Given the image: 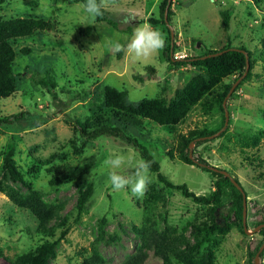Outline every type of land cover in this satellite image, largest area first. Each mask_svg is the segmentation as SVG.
<instances>
[{"label":"rangeland","instance_id":"1","mask_svg":"<svg viewBox=\"0 0 264 264\" xmlns=\"http://www.w3.org/2000/svg\"><path fill=\"white\" fill-rule=\"evenodd\" d=\"M161 1L108 0L103 20L91 18L81 2H0V18L38 17L53 26L10 41L15 51L12 69L15 91L0 100V116L21 112L24 117L12 124H0V178L20 192H27L26 185L12 181L1 171L4 152L10 148L14 149V159L21 170L37 163L39 158H52L56 166L92 162L87 173L69 183L49 184L48 164L35 176L25 177L41 191L46 203L55 206L57 216L50 225L66 219L63 226L67 228L66 234L47 264H80L91 253L98 232L97 221L102 216L106 218L104 237L96 244L101 264H124L139 244L133 225L141 226L147 214L159 230L166 219L177 233L191 244L195 242L192 222L205 217L207 206L165 187L151 169L150 184L160 190L165 198L163 203L157 201L145 207V195L137 198L130 188L116 191L111 187L110 170L104 165L109 156L142 157L133 144L111 135L110 127H119L136 138L158 161L163 175L175 184L185 183L197 195H207L213 190L215 175L199 164L180 161L177 135L194 128L214 132L208 138H200L199 144L190 143L191 157L199 154L208 166L226 170L238 179L246 192V226L249 230L259 227L251 234L232 227L223 238L215 236L219 242L214 246L213 264H249L250 260L264 264V245L261 256L260 252L252 258L249 254L264 242V235L259 233L264 223L257 225L264 216V70L259 60L264 38V0H171L170 41L168 26L160 21ZM227 8L232 13L229 29L225 31L219 12ZM126 17L129 23L123 22ZM149 17L158 21L151 25L163 33L165 45L174 44L173 60L175 54L183 59L227 43L242 45L252 52L255 65L250 78L243 80L244 74L236 81L239 77L232 74L222 80L235 84L224 98L226 124L225 114L217 105L205 112L197 104L171 127L149 118L119 113L104 104L105 86L124 91L128 105H136L143 98L169 102L193 75L203 72L190 64L169 62L162 49L147 58H136L124 51L119 57L118 52L110 51V43L126 45L134 28L148 23ZM254 136L259 137L255 144L251 142ZM88 183H92L93 192L78 213L76 199ZM36 225L29 210L19 208L0 192V264H14L19 255L41 242ZM60 230L61 227L57 228L54 238ZM212 245H216L213 237L202 242L199 251ZM142 264H160V259L152 249L146 250Z\"/></svg>","mask_w":264,"mask_h":264},{"label":"trees","instance_id":"2","mask_svg":"<svg viewBox=\"0 0 264 264\" xmlns=\"http://www.w3.org/2000/svg\"><path fill=\"white\" fill-rule=\"evenodd\" d=\"M4 0H0L2 2ZM56 2H81L86 3V0H53ZM260 2L261 0H253ZM171 0H162L158 6L160 21L163 24H168L164 20V10L166 6L167 19L171 22V15L173 14ZM223 30L229 29V22L232 13L231 8L220 10ZM97 20H103V17H96ZM140 22H144L140 20ZM150 24L158 23L154 18H147ZM53 27L49 21L38 17H11L8 19L0 18V100L11 96L15 91L14 75H13V61L15 58V51L12 47L11 40L17 37H23L32 34L36 30L49 29ZM169 29V28H168ZM171 35L169 31L168 40ZM172 40V39H171ZM248 54V69L246 70V56ZM27 49H22V52H27ZM174 51V44L167 43L162 52L166 54L169 62L176 65L190 64L195 66L199 72L192 76L186 82L181 90H178L175 97L167 102L164 99H148L143 98L136 105H128L125 101L126 93L111 86L104 88V104L119 113L140 116L149 118L152 121L161 124L169 125L171 127L178 124L185 118L187 113L197 104L201 105L205 112L211 111L216 105L224 112L222 102L228 94L231 84L222 82L223 78L236 74V77L245 73L246 80L253 74L252 69L255 65V60L252 58V52L244 46H231L230 43L218 49L207 50L203 54L196 56H188L183 59L173 60L171 52ZM213 53H218L210 55ZM123 51L118 52L121 57ZM203 56H205L203 58ZM259 60L264 70V38L261 41L259 50ZM151 69V67H150ZM237 79V78H236ZM235 79V80H236ZM242 80V81H243ZM44 82L43 84H47ZM24 117L21 112L10 114L7 116H0V124H12L20 121ZM225 118L223 117V120ZM87 121L84 123L86 125ZM111 135L121 137L127 142H130L140 151L143 160L150 162V169L155 172L159 182L165 187L176 189L185 197L191 198L195 203L207 206L203 213L205 216L199 221L197 218L192 222L193 236L195 242L190 243L181 233H177V229L168 224L164 220L163 229L159 230L152 217L147 214L141 226L133 225V230L139 238V244L134 253L127 257L124 264H142L146 258V250H153L155 256L160 259V264H213L215 258L214 246L218 245L219 239L224 237L232 227H236L239 231L244 233L242 216H243V196L242 192L233 184L230 179V174L225 175L218 171L212 170L208 163L199 154L193 158L190 153V143H201L200 138H208L214 132L206 128L191 129L187 133H179L178 137V158L180 161L187 164H199L203 170L211 172L215 175V180L212 183L213 190L209 194L197 195L190 191L185 183L175 184L171 182L165 175L160 172V164L149 153L146 146L140 143L136 138L130 137L122 132L119 127H110L108 130ZM259 137L254 136L251 140L253 144L257 143ZM195 148H192V153ZM169 157H173L171 152H168ZM50 165L48 172L51 173L49 184L60 185L72 182L82 174H85L92 167V162L81 165H70L67 163L55 165L52 158L38 159L37 163H31L26 166V170H21L16 160L14 159V149L10 148L3 155V163L1 166L2 173L8 174L12 181H20L27 187V192L22 193L12 185L4 183L0 178V192L5 194L13 204L19 208L29 210L37 221L36 233L40 235L41 242L33 249L26 251L19 255L14 264H47L48 259L53 256L54 249L57 243L64 238L66 234L65 221L63 218L59 223L50 225V222L57 216L55 206L46 203L43 200L42 193L35 189L32 183L26 180V176H35L40 168L45 165ZM235 181L240 182L237 178ZM242 186V185H241ZM93 192L92 183H88L86 187L79 192L75 208L78 213L83 209L86 202ZM246 195V192L244 190ZM224 197L226 200H224ZM157 201L165 202V198L153 184H150L145 194L143 204H156ZM264 223V216L257 224ZM106 218L100 217L97 221L98 232L92 244L90 255L84 257L80 264H101V257L96 249V244L104 237V226ZM61 227L56 238V230ZM63 227V228H62ZM259 233L264 235V227L259 230ZM213 237L214 243L205 251H199V246L204 241H209ZM260 246H257L254 251H251L250 257L254 256ZM263 252V251H262ZM260 252V256L262 255ZM249 264H256L250 260Z\"/></svg>","mask_w":264,"mask_h":264},{"label":"clouds","instance_id":"3","mask_svg":"<svg viewBox=\"0 0 264 264\" xmlns=\"http://www.w3.org/2000/svg\"><path fill=\"white\" fill-rule=\"evenodd\" d=\"M108 0H86L83 5L84 11L91 17L103 16ZM134 19V16L131 17ZM124 23H129L130 19L125 18ZM165 46L163 33L149 23L136 26L127 44L119 42L110 43V51H124L127 55L136 58H147L156 54ZM104 165L109 171V182L116 190L131 189V193L137 198H143L151 183L149 175L150 162L143 159H135L132 156L118 154L109 156Z\"/></svg>","mask_w":264,"mask_h":264},{"label":"water","instance_id":"4","mask_svg":"<svg viewBox=\"0 0 264 264\" xmlns=\"http://www.w3.org/2000/svg\"><path fill=\"white\" fill-rule=\"evenodd\" d=\"M167 10H168V7L166 6L165 10H164V20L165 22L168 24V28H169V31H170V34H171V37L173 36V30H172V26L170 25L168 19H167ZM243 51V50H242ZM244 52V51H243ZM245 53V52H244ZM214 54H218V53H213V54H210V55H214ZM245 56H246V70L248 69V54L245 53ZM205 56H203L204 58ZM245 74V73H244ZM243 74V75H244ZM242 77V76H241ZM241 77H239L236 81H238ZM235 84H233L230 88V91L232 90V88L234 87ZM223 108H225V100H223ZM224 114H225V124L228 122V113H227V110L224 109ZM191 146V144H190ZM210 168L212 170H215V171H218L219 169L214 167V166H210ZM221 173L225 174V175H229V173L226 171V170H220ZM230 179L231 181L233 182V184L242 192V196H243V216H242V224H243V230L245 233L247 234H251L253 232H255L259 226H257L256 228H254L253 230H249L246 226V195L244 193V189L241 185L238 184L237 181H235V179L230 176ZM264 245V242L262 244V246L258 249L257 253H256V257L258 256L259 252L262 250V247Z\"/></svg>","mask_w":264,"mask_h":264},{"label":"built area","instance_id":"5","mask_svg":"<svg viewBox=\"0 0 264 264\" xmlns=\"http://www.w3.org/2000/svg\"><path fill=\"white\" fill-rule=\"evenodd\" d=\"M172 54V53H171ZM172 58H173V54H172ZM174 58H175V60H178V59H181L182 58V56L181 55H174Z\"/></svg>","mask_w":264,"mask_h":264}]
</instances>
